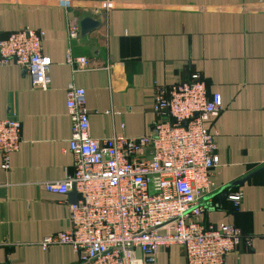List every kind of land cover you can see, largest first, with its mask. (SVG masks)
Here are the masks:
<instances>
[{
    "label": "crops",
    "instance_id": "crops-1",
    "mask_svg": "<svg viewBox=\"0 0 264 264\" xmlns=\"http://www.w3.org/2000/svg\"><path fill=\"white\" fill-rule=\"evenodd\" d=\"M105 1L0 0V38L22 27L43 30L41 50L52 58L48 89L34 86L17 65L0 66V119L16 114L22 123L9 168L0 154V263L78 264L68 244L40 246L71 227L70 205L78 200L44 188L74 170L69 85L85 89L90 135L103 140L150 133L160 118L155 84L200 73L208 92L223 99L222 110L204 122L220 158L202 197L204 224L232 223L252 237L228 255V264H264V171L225 197L209 198L264 165V0H110L108 10ZM86 16L100 28L70 39L69 20L81 26ZM68 52L87 58L90 68L76 70ZM236 193L239 204L228 198ZM153 264H187L184 249L162 245Z\"/></svg>",
    "mask_w": 264,
    "mask_h": 264
},
{
    "label": "built area",
    "instance_id": "built-area-1",
    "mask_svg": "<svg viewBox=\"0 0 264 264\" xmlns=\"http://www.w3.org/2000/svg\"><path fill=\"white\" fill-rule=\"evenodd\" d=\"M112 7L110 0L103 3L106 10ZM67 32L72 40L80 38L79 19L69 20ZM44 36L43 30L22 27L1 37L0 66L17 65L34 86L48 89L52 58L42 53ZM67 61L78 71L90 68L87 58L75 59L70 52ZM66 106L74 170L44 188L68 194L75 187L78 200L70 205L71 227L45 237L44 251L68 244L79 255L78 264H153L162 245L178 244L187 264H228L242 241L251 244L252 237L235 224L203 221L202 197L209 194L220 164L216 137L204 122L222 110L223 99L208 92L200 73L188 81L155 84L153 111L160 118L148 134L93 138L83 87H67ZM21 127L16 114L0 119L4 169L20 146ZM228 198L239 204L242 194Z\"/></svg>",
    "mask_w": 264,
    "mask_h": 264
},
{
    "label": "water",
    "instance_id": "water-1",
    "mask_svg": "<svg viewBox=\"0 0 264 264\" xmlns=\"http://www.w3.org/2000/svg\"><path fill=\"white\" fill-rule=\"evenodd\" d=\"M100 26H101L100 21L95 20L92 17L86 16L85 18H83L81 20V34H87L89 32L95 31V30L99 29ZM261 171H264V165L260 166L259 168H257L253 172H250L249 174H247L243 178L235 180V181H233V182H231L229 184L224 185L218 191H216L215 193L211 194L209 196V198L214 197V196H223V197H225L227 195V192H228L229 189L244 184L250 177H252L253 175H255V174H257L258 172H261ZM70 194L74 197L75 200H77L78 193H77L75 187H73V189L70 192Z\"/></svg>",
    "mask_w": 264,
    "mask_h": 264
}]
</instances>
